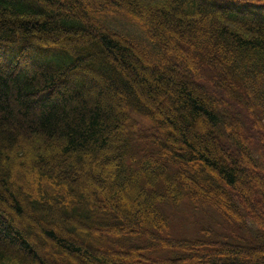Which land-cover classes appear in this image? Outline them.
Listing matches in <instances>:
<instances>
[{
	"label": "trees",
	"instance_id": "1",
	"mask_svg": "<svg viewBox=\"0 0 264 264\" xmlns=\"http://www.w3.org/2000/svg\"><path fill=\"white\" fill-rule=\"evenodd\" d=\"M82 3L0 0V264H264V0Z\"/></svg>",
	"mask_w": 264,
	"mask_h": 264
},
{
	"label": "rangeland",
	"instance_id": "2",
	"mask_svg": "<svg viewBox=\"0 0 264 264\" xmlns=\"http://www.w3.org/2000/svg\"><path fill=\"white\" fill-rule=\"evenodd\" d=\"M79 3H82V2H85L87 0H77ZM83 4V3H82ZM93 18L95 21L99 22V23H102V24H106V15L105 14H102V13H99V12H95L94 15H93ZM145 45H144V51H148L151 53L152 55V58L154 60V62H162L163 61V56L161 55V53L159 54L158 52H156L155 50H153V46L148 42V41H142ZM142 64H144L145 66L148 67V65H146L145 63L141 62ZM173 67L175 68V70H181V67L179 65H174L173 64ZM147 74H145L146 76ZM148 76V75H147ZM64 83V82H63ZM161 101L164 103V102H167L169 104V106L172 108V109H176V106L175 104L173 103V99L170 95H163V97H161ZM117 109H118V106H117ZM180 114V112H178ZM189 128L192 129V130H202L201 131L202 133L205 134V128L206 126L203 124L202 121L198 120V119H195L190 125H189ZM168 131H172L171 129ZM210 149H212V147H209ZM231 148H229V153H231ZM230 154L228 155H224L220 152L217 153L218 157L223 161V162H226V158L227 157H230ZM96 156V155H95ZM232 156V155H231ZM94 158V157H93ZM97 161L102 164L105 162V156L101 155L99 158H97ZM238 167L240 169H243L245 170L246 173H250L251 172V169H254L255 173L256 174H263L264 173V165L259 163V162H253L251 165H247L244 161L242 162H239L238 163ZM82 170L83 172L88 170L85 168V166L82 167ZM263 176V175H262ZM14 177L17 181V184L19 186H22L23 189H24V192H33V188H32V180H33V177L32 176H29V178H25L22 176V174L18 173V172H15L14 171ZM29 180L31 186H27L25 184L26 180ZM250 183V182H249ZM247 183L244 185V189L246 188H249L250 187V184ZM252 187L255 188V189H258L260 191H264V177H261L259 178L258 180L254 181V184H252ZM257 209L259 211H263L264 212V201L263 203H260L258 206H257ZM73 214L72 211L68 212V213H65L66 217H69V215ZM201 220V214L197 211H194L191 206L187 203H184L182 204L179 208L177 209H172L171 210V234L174 238H189V237H193L196 235L197 233V229H198V224ZM48 223L52 224L53 226H55L57 228V230H64V231H69L68 229V226H65L64 224H56L54 222H51V221H48L46 220ZM68 221H69V218H68ZM24 225H30L32 226V222H30L29 220H25L24 221ZM24 227V226H22ZM217 228V226L215 227ZM199 233V231H198ZM71 234H75L74 232H71ZM200 234V233H199ZM28 239L31 241L32 245L37 248L39 246L40 243L43 244V248H41L42 250V254H44L45 256L49 257L50 259L51 258H55L58 262H62L64 256L63 254H61L59 251H57V249L55 247H52L51 245H47L45 243H43V241L38 238L36 236L35 233H32L28 236ZM80 262L82 264H91L90 262L86 261L85 260V256H82L80 258Z\"/></svg>",
	"mask_w": 264,
	"mask_h": 264
}]
</instances>
